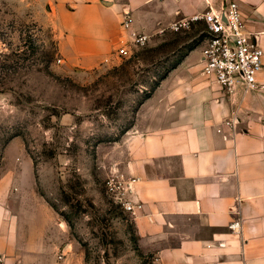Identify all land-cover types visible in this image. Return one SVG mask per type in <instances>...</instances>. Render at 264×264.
I'll use <instances>...</instances> for the list:
<instances>
[{"label": "crops", "instance_id": "0c3cea01", "mask_svg": "<svg viewBox=\"0 0 264 264\" xmlns=\"http://www.w3.org/2000/svg\"><path fill=\"white\" fill-rule=\"evenodd\" d=\"M222 1L52 0L51 7L59 50L88 66L126 34L122 11L138 29L148 13L164 21ZM236 1L263 49L255 85L224 91L201 72V47L188 50L139 103L113 164L141 204L132 213L139 245L159 264H264V0ZM15 173L0 178V263L71 264L65 222L32 198L29 171Z\"/></svg>", "mask_w": 264, "mask_h": 264}, {"label": "rangeland", "instance_id": "374dc122", "mask_svg": "<svg viewBox=\"0 0 264 264\" xmlns=\"http://www.w3.org/2000/svg\"><path fill=\"white\" fill-rule=\"evenodd\" d=\"M51 6L0 0V178L29 171L32 198L65 222L71 264H159L140 247L124 206L131 190L115 193L107 181L127 179L113 169L121 138L159 76L201 47L203 25L174 30L180 17L148 13L138 26L149 34L142 47L129 42L131 54L116 55L123 34L86 66L59 50Z\"/></svg>", "mask_w": 264, "mask_h": 264}, {"label": "built area", "instance_id": "2783aa9c", "mask_svg": "<svg viewBox=\"0 0 264 264\" xmlns=\"http://www.w3.org/2000/svg\"><path fill=\"white\" fill-rule=\"evenodd\" d=\"M197 24L203 25L198 33L201 40V72L227 92L237 85L245 88L255 85L257 73L262 66L263 49L257 42L256 33L246 28L237 1L224 0L216 6L209 3L201 11L169 23L174 30L187 29ZM121 25L128 37L114 52L118 56H129L131 51L128 43L142 47L149 34L134 27V17L129 11H122ZM233 122L231 119L226 120L231 126ZM107 184L115 193L131 190L130 180L121 176L111 177ZM124 206L133 213L141 204L130 199L124 202Z\"/></svg>", "mask_w": 264, "mask_h": 264}, {"label": "trees", "instance_id": "16d2710c", "mask_svg": "<svg viewBox=\"0 0 264 264\" xmlns=\"http://www.w3.org/2000/svg\"><path fill=\"white\" fill-rule=\"evenodd\" d=\"M184 54H182L180 57H179V59H177V61L173 64V65H171L165 72H163L160 76H159V78L156 80V82L154 83V86L147 92V94L145 95V97H147L148 95H149V93L153 90V88L158 84V82H159V80L167 73V71L170 69V68H172L173 66H175V64H177V62H179V60L181 59V57L183 56ZM144 97V98H145ZM143 98V99H144ZM142 99V100H143ZM141 100V101H142Z\"/></svg>", "mask_w": 264, "mask_h": 264}]
</instances>
